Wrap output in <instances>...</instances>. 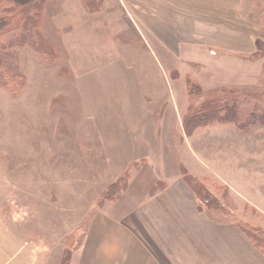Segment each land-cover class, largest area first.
<instances>
[{
    "label": "rangeland",
    "instance_id": "1",
    "mask_svg": "<svg viewBox=\"0 0 264 264\" xmlns=\"http://www.w3.org/2000/svg\"><path fill=\"white\" fill-rule=\"evenodd\" d=\"M30 1L0 0V29L5 8ZM109 1L106 13L96 15L108 24L106 35L81 16L101 12L107 0H45L38 26L45 46L35 36L19 43L34 11L0 37V69L23 82L16 94L0 86V203L29 241L42 245L45 264H69L96 217L116 219L129 211L123 209L129 199L141 203L148 193L158 204L197 203L233 225L241 250L243 240L264 257V125L242 130L215 123L206 109L227 88L264 92V0H239L238 14L256 38L252 53L183 45L179 59L172 57L176 67L148 47L131 13L125 17ZM128 37L140 45L133 48ZM104 106L123 110L124 120L131 110L146 111L150 126L173 130L101 131ZM125 133L147 138L142 146L154 156L108 158L112 148L102 140ZM180 186L187 190L179 200ZM179 230L166 236L177 246L173 260L196 264L186 227ZM222 257L214 263L225 264Z\"/></svg>",
    "mask_w": 264,
    "mask_h": 264
},
{
    "label": "crops",
    "instance_id": "2",
    "mask_svg": "<svg viewBox=\"0 0 264 264\" xmlns=\"http://www.w3.org/2000/svg\"><path fill=\"white\" fill-rule=\"evenodd\" d=\"M113 2L125 17L131 13L137 33L147 35L148 47H158L167 56L170 67L178 65V62L173 64L172 57L179 59L183 45L187 50L195 45L244 53L254 51L256 38L251 24L238 14L239 0H110L109 6ZM107 5L108 0L101 12L85 11L81 16L87 21L89 18V26L105 35L108 24L101 23L96 15L106 13ZM128 40H131L133 48L140 45L138 40L129 37ZM123 113L116 107H101L100 130L133 133L147 129L173 130L160 124L150 126V114L146 111L131 110L127 112L128 120L122 119ZM141 138L147 139L125 133L121 140L103 139L102 143L107 149L112 148V151H107L108 158H152L153 151L142 146ZM126 167L127 162L122 171ZM134 189L133 185L130 190ZM182 190L187 188L180 186L176 189L180 193L176 199L182 198ZM155 200L156 196L148 193L141 203L129 199L123 206L129 211L116 219L96 217L84 232L81 244L73 251L69 264H176L172 248L177 246L171 245L170 239L166 241L167 235L171 238L173 227L178 232L180 227H186L188 254L196 256V264H218L214 259L221 256H224L221 259L225 264H229L231 259H243L242 264H264V257L257 250H251L243 240L241 242L246 249L241 250L242 246L236 241L241 237L232 224L222 223L219 218L205 213L197 203L175 201L158 204ZM5 207L3 202L0 203V264H45L42 245L29 241L20 226L13 224Z\"/></svg>",
    "mask_w": 264,
    "mask_h": 264
},
{
    "label": "trees",
    "instance_id": "3",
    "mask_svg": "<svg viewBox=\"0 0 264 264\" xmlns=\"http://www.w3.org/2000/svg\"><path fill=\"white\" fill-rule=\"evenodd\" d=\"M44 4L45 0H32L29 3L27 2L26 5L16 3L10 6V10L5 8V11H3L6 13L3 17L5 24L0 29V37L8 38V36H4L6 34L5 31L9 30V28L13 31L19 29L16 20L34 11L33 18L27 21L29 24L25 27V32L20 34L19 43L25 44L26 38L35 36L40 41L39 48L42 45L45 46V40L38 30V26L41 27V13L43 15ZM15 38L9 37V42L15 44ZM22 85L21 77L11 73V69H0L1 87L16 94L22 89ZM225 90L223 95L216 97L214 100V102L216 100L221 101V105H219L220 103L212 102L206 107V109L212 110L215 123H225L242 130H248L255 124L264 125V92L242 88H227ZM128 173L129 171L123 177L127 176Z\"/></svg>",
    "mask_w": 264,
    "mask_h": 264
}]
</instances>
